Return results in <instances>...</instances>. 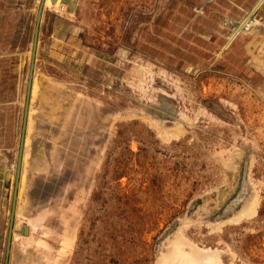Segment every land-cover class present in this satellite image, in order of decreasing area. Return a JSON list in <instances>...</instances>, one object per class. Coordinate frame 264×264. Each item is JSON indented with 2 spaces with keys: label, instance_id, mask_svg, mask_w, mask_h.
I'll return each mask as SVG.
<instances>
[{
  "label": "rangeland",
  "instance_id": "1",
  "mask_svg": "<svg viewBox=\"0 0 264 264\" xmlns=\"http://www.w3.org/2000/svg\"><path fill=\"white\" fill-rule=\"evenodd\" d=\"M253 1L49 0L39 25L29 158L13 229L12 247L30 241L28 264H160L173 233L198 246L228 245L234 264H264V75L245 49L252 24L260 31L264 23V2L233 35ZM34 3L0 0V122L12 120L13 136ZM147 69L153 87L162 89L154 102L141 94ZM153 108L185 116L188 124ZM145 118L163 120L164 128L180 124L186 133L164 135ZM233 148L245 158L226 174ZM6 154L5 213L12 186ZM248 168L259 190L257 214L221 224L216 244L207 225L240 208L251 186ZM22 204L39 230L18 232L19 223L28 226ZM222 260L230 262L226 254Z\"/></svg>",
  "mask_w": 264,
  "mask_h": 264
},
{
  "label": "bare ground",
  "instance_id": "2",
  "mask_svg": "<svg viewBox=\"0 0 264 264\" xmlns=\"http://www.w3.org/2000/svg\"><path fill=\"white\" fill-rule=\"evenodd\" d=\"M40 0H35L34 3V10H33V18H32V28H31V35H32V29H33V24H34V18H35V13L38 7ZM250 2V1H249ZM264 2V0H254L253 3L248 6H250V8L248 9L247 12H245V14L237 21V23L235 24V28L236 30H234V34H237L238 32H240L244 27L247 26L248 24V20L249 18L247 17L249 12L254 13L259 7L260 5ZM49 6V0H43V4H42V9H41V16H40V20L42 19L43 13L45 8ZM264 12V11H263ZM238 14V13H237ZM259 16V15H258ZM262 16V15H261ZM6 17V16H5ZM235 17V16H234ZM263 19V18H262ZM5 20V19H4ZM6 21V20H5ZM9 21V20H8ZM3 23V22H2ZM258 24V23H257ZM2 25V24H1ZM254 27H252L251 29H253L254 31L257 30V27H255L254 24H252ZM2 27V26H0ZM10 28V27H9ZM11 29V28H10ZM258 29H260V31H251L250 30V40L246 43L245 49L247 51V53H249L252 57H251V61H253V65L254 68L258 69L259 71L262 72V74L264 75V23L260 24V26H258ZM2 32V31H1ZM246 32V31H245ZM217 33V32H216ZM244 32H242L243 34ZM245 34V33H244ZM231 35V34H230ZM229 35V36H230ZM228 36L226 42L224 43V45L222 46V49L233 39L230 38ZM189 37V36H188ZM222 37V36H221ZM226 39V38H225ZM173 40V39H172ZM177 40V39H176ZM216 40V39H215ZM214 40V41H215ZM193 41V40H192ZM196 43V42H195ZM208 44V43H206ZM201 45V44H200ZM202 46V45H201ZM212 46V45H210ZM30 47H31V38L29 41V45H28V56H27V66H28V61H29V52H30ZM209 48V47H208ZM221 49V50H222ZM256 49V55H252V51ZM199 50V49H198ZM235 50V49H234ZM245 51V52H246ZM202 52V51H201ZM230 52V51H229ZM14 53V51H13ZM6 54V53H5ZM235 55V54H234ZM235 58V57H234ZM35 59V57H34ZM231 59V58H228ZM20 61V60H19ZM8 62V61H7ZM22 62V61H21ZM226 62V61H225ZM228 62V61H227ZM249 62V61H248ZM218 63V62H217ZM237 63V62H236ZM219 64V63H218ZM4 66V65H3ZM244 66V65H243ZM9 68V67H8ZM34 70V69H33ZM147 69V72L145 70L144 73V77H143V81H141L140 86H141V94L144 96H146L148 99H153L151 101H155L154 98V94L159 95L162 92L161 88H154L152 85V81L154 79L153 74H151V71H149ZM258 71V72H259ZM34 72V71H33ZM18 74V73H17ZM26 75H27V69L25 72V77H24V89H25V82H26ZM4 77L6 78V76L4 75ZM175 78V77H174ZM3 81V80H2ZM13 81V80H12ZM172 81V80H171ZM174 81V80H173ZM264 84V81H261ZM139 83V82H138ZM176 84V83H175ZM38 85V83H36V81L34 80V73H33V77H32V81H31V87H30V96L33 95V92L35 90V87ZM139 85V84H138ZM264 87V85H263ZM36 91H38L36 89ZM35 91V92H36ZM263 92V91H262ZM150 95L152 98H150ZM30 96H29V105H28V111H27V120H26V129H25V136H24V141H23V150H22V159H21V170H20V176H19V184H18V189H17V197H16V202H15V208H14V213H13V229L15 227L16 224V215H17V209H18V205H19V195H20V191L22 188V177L24 174V169L26 164L28 163V158L27 157V136L28 134H26V131H28L29 126H30ZM32 97V96H31ZM11 99V98H10ZM167 100V99H166ZM151 103V102H150ZM149 103V104H150ZM153 107V106H152ZM231 108V107H230ZM229 110V109H228ZM154 112L160 114L161 118L166 119V120H170V121H174V122H184V124H188L187 121L183 118H177L175 115H170V114H166L165 112H163L162 110H159L158 108H153ZM22 112V109H21ZM233 112V111H232ZM151 113V112H150ZM205 113V111H204ZM18 114V113H17ZM151 115H153L151 113ZM207 116H209L210 118H213L210 114H206ZM189 117V116H188ZM203 117V116H202ZM17 118V117H16ZM186 119L188 120V118L186 117ZM206 119V118H204ZM215 119V118H214ZM20 120H21V114H20V118L18 121V127L16 129V131L14 132L15 135H12V129L15 128V125H12V120L9 119H4L0 122V162H4L5 161V156H7V154L5 155V153L8 152V155L10 153V156L12 158V161H10L9 166L7 168V175L8 177L12 178V183H13V176H14V167H15V158H16V150H17V144H18V138H19V127H20ZM146 121L150 122L153 124V126H157L156 129H161L166 134H172L174 136H177L179 134H183L185 132V129L180 126V124H175L173 127L171 128H164L161 126V122H163V120H160L161 122L158 124L156 122H154L152 119L150 118H145ZM200 120V119H199ZM210 120V119H209ZM190 121V120H189ZM201 122V121H200ZM14 124V123H13ZM206 125V124H205ZM190 126V125H189ZM158 129V130H159ZM160 132V131H159ZM186 133V132H185ZM161 134V133H160ZM16 136V137H15ZM14 139V140H13ZM14 142V144H13ZM7 146V150L3 149ZM234 149V148H233ZM236 150V149H234ZM241 149H238L236 151H231V155L229 156V158H225L227 159L226 161V165L224 167V172L227 174H229L230 172V166L231 165H235V164H239L240 160H243V151H240ZM240 152V154H239ZM242 153V154H241ZM230 154V153H229ZM218 155V154H217ZM10 156L8 158H10ZM251 156V155H250ZM249 156V157H250ZM221 158V157H220ZM245 158V157H244ZM252 158V157H251ZM222 160V159H221ZM250 160V159H249ZM252 160V159H251ZM8 161V162H9ZM222 162V161H221ZM247 163V162H246ZM252 163V162H250ZM225 164V163H224ZM5 165V164H4ZM249 165V164H248ZM237 166V165H236ZM250 168V165H249ZM249 168H248V184L251 183V186L249 187L248 193L244 194L243 192L241 193L240 196H242L243 194L245 195V198L242 200L241 206L239 209L235 210L229 214V216H227V218L224 220L222 219L220 222H216L215 225H207V228H209L210 230V234H214V236L216 237L215 239H217L216 244H220V236L218 235L220 232V227L222 226L221 224L225 225L228 224L229 222H240V221H250L253 219L254 216H256L257 214V209L259 206V190H257L258 188L256 187V185L254 183L251 182L250 178H249ZM230 169V170H229ZM2 170V169H1ZM0 170V171H1ZM238 170V169H237ZM236 170V171H237ZM234 171V170H233ZM232 174V173H231ZM230 174V175H231ZM236 175V174H235ZM228 176V175H227ZM233 176V175H232ZM232 178V177H231ZM230 180V179H228ZM225 184V183H224ZM217 192V191H216ZM11 195V194H10ZM10 201V200H9ZM240 202V201H239ZM212 207H215V202H213ZM234 207V206H233ZM210 209V208H209ZM9 211V210H8ZM207 211H212L207 210ZM198 213V211L196 212ZM195 213V214H196ZM205 214V213H204ZM208 214V213H207ZM8 215V212H7ZM206 224H210V223H206ZM13 229L11 232V241H10V245L11 247L13 246ZM172 234V233H171ZM178 234V235H177ZM175 235V233L172 234L170 241H168V243H166L162 249H161V254H160V264H226L223 262L222 260V255L226 254L229 259L230 262H228L227 264H234L233 260L236 259V253L228 246V245H224V242L222 245H224L223 249H218L217 247L215 248H211V247H207V246H198L195 243H187V241L185 240L184 236L180 235V233H177ZM180 235V236H179ZM28 239V238H26ZM29 240V239H28ZM30 242V241H29ZM188 244V249L185 250L184 249V245ZM169 247V248H168ZM168 248V249H167ZM228 259V258H227ZM237 261V260H236ZM247 262V261H246ZM243 263V262H242Z\"/></svg>",
  "mask_w": 264,
  "mask_h": 264
},
{
  "label": "water",
  "instance_id": "3",
  "mask_svg": "<svg viewBox=\"0 0 264 264\" xmlns=\"http://www.w3.org/2000/svg\"><path fill=\"white\" fill-rule=\"evenodd\" d=\"M42 4H43V0H40L36 13H35L34 24H33L32 35H31V47H30L29 61H28V66H27L23 107H22L20 127H19V138H18V144H17V150H16V158H15L14 176H13V183L11 186V195H10L9 209H8L9 211H8V217H7V223H6V233H5L2 264H8L11 232L13 229V221H14L13 213H14V208H15L17 189H18V184H19V176H20V170H21L23 141H24L25 129H26L30 87H31V81L33 77L34 57H35V50H36V44H37L38 26H39V21H40V16H41ZM251 14L252 12H249L247 17L249 18ZM25 228L27 227L21 226L18 232L22 234Z\"/></svg>",
  "mask_w": 264,
  "mask_h": 264
},
{
  "label": "crops",
  "instance_id": "4",
  "mask_svg": "<svg viewBox=\"0 0 264 264\" xmlns=\"http://www.w3.org/2000/svg\"><path fill=\"white\" fill-rule=\"evenodd\" d=\"M61 2L65 1V0H59ZM68 2V1H66ZM67 4V3H66ZM42 19L39 21V25L41 23ZM4 26L8 25V21L5 22L4 21ZM39 26H38V36H39ZM4 33H5V27H4ZM37 36V39H39V37ZM37 46V44H36ZM61 52H63L60 49ZM36 53V50H35ZM58 53V52H57ZM10 200V199H9ZM24 204H22V210H21V214L23 217L28 219V226H26V224L24 222L19 223L17 230L22 226V224L24 223L27 228L28 231L30 230L31 233H33V231L35 230H39V225H38V220L35 217L34 214H29L28 212L25 213L26 208H23ZM5 205L4 202L2 201V198H0V264H2V260H3V250H4V242H5V236H4V231L6 233V223H7V213H5ZM30 233V235H31ZM2 237H4L2 239ZM26 249H22L19 246H14L9 248V256H8V264H28L29 259H31V257L33 256L32 252L25 251Z\"/></svg>",
  "mask_w": 264,
  "mask_h": 264
},
{
  "label": "built area",
  "instance_id": "5",
  "mask_svg": "<svg viewBox=\"0 0 264 264\" xmlns=\"http://www.w3.org/2000/svg\"><path fill=\"white\" fill-rule=\"evenodd\" d=\"M64 11V6L59 4V8H58V13H62ZM29 246V241L28 239H22L20 241L19 247H21L22 249H26Z\"/></svg>",
  "mask_w": 264,
  "mask_h": 264
}]
</instances>
